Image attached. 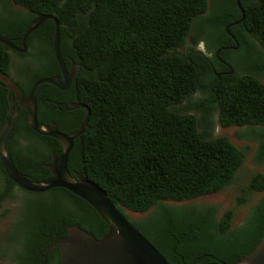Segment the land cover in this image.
I'll list each match as a JSON object with an SVG mask.
<instances>
[{"label": "trees", "instance_id": "obj_1", "mask_svg": "<svg viewBox=\"0 0 264 264\" xmlns=\"http://www.w3.org/2000/svg\"><path fill=\"white\" fill-rule=\"evenodd\" d=\"M0 2L7 15L0 18V37L17 47L38 17L52 15L60 24L62 60L68 70L76 66V76L67 91L52 85L39 88L49 94L50 110L39 112L38 123L56 124L72 135L90 111L69 157L71 175L95 182L121 211L124 207L144 214L155 209L141 222L129 220L170 264H236L259 245L264 195L237 228H232L233 210L173 208L164 202L198 199L233 183L249 148H238L227 137L213 138L216 116L224 128H249L245 135L257 143L255 161L264 167V0H241L245 19L239 25H234L243 17L237 0H212L211 9L209 0H12L27 10L25 15L13 12L9 0ZM228 27L249 52L246 61H239L246 74L237 71L234 78L219 80L222 62L235 68L233 54L241 49H230L234 39ZM54 31L55 23L46 21L28 39L31 49H36L35 39L41 41L37 54L30 53L39 67L21 66L32 75L29 85L22 84L26 93L37 80L61 75ZM190 36L195 43L204 39L213 57L194 47L180 53ZM254 49L260 57L253 55ZM12 62V51L0 43V72L10 74ZM204 91L208 99L199 97ZM70 102L86 108L67 111ZM7 109L0 90V130ZM192 110L201 117L188 113ZM16 129L27 143L10 146L18 171L33 182L51 178L48 166L62 153L60 143L34 132L26 119ZM4 178L14 197L16 184L6 174ZM249 191L264 194V173L251 179ZM37 195L51 200L26 202L11 230L12 250L2 248L14 264H43L50 245L66 237L72 226L97 239L108 232L97 212L71 192L57 188ZM247 202L245 196L238 199L239 204ZM60 259L56 247L46 264H60Z\"/></svg>", "mask_w": 264, "mask_h": 264}, {"label": "water", "instance_id": "obj_2", "mask_svg": "<svg viewBox=\"0 0 264 264\" xmlns=\"http://www.w3.org/2000/svg\"><path fill=\"white\" fill-rule=\"evenodd\" d=\"M237 5L243 17L234 25H239L245 19L241 0H237ZM50 20L55 23L53 48L63 81L56 77L39 79L32 87L29 96H26L23 89L11 76L0 72V80L7 84L9 90L14 91L18 102L28 112V122L31 129L41 136L58 141L62 147V153L53 156L52 163L48 166L52 175L51 178L41 182H33L25 177L18 171L10 155L9 137L16 123V117L13 116L0 130V161L7 177L22 190L41 194L52 189H65L88 203L108 225L109 229L101 239H97L77 226L70 227L66 237L50 245L43 264H46L49 254L56 247L60 251V264H170L159 250L133 225L128 216L113 203L104 189L80 174H70L68 170L69 157L75 140L85 132L90 111H88L79 130L72 135L59 131L56 124L40 126L38 123L37 96L39 88L42 85H52L60 91H67L74 77L62 60L60 24L56 17L52 15L38 17L27 27L20 47L12 44L7 38L0 37V43L6 45L12 52L25 54L28 51V39L46 21ZM226 31L233 37L229 27L226 28ZM237 48L238 43L234 49ZM10 107H12V102ZM77 108H86V106L79 105ZM236 264H264V234L259 245Z\"/></svg>", "mask_w": 264, "mask_h": 264}, {"label": "rangeland", "instance_id": "obj_3", "mask_svg": "<svg viewBox=\"0 0 264 264\" xmlns=\"http://www.w3.org/2000/svg\"><path fill=\"white\" fill-rule=\"evenodd\" d=\"M10 1L11 9L14 11H18V6H16L12 0ZM210 9L212 7V0H209ZM4 14L3 3L0 2V15ZM3 18V17H1ZM196 30H194L192 35H197ZM207 36L210 38V30L206 31ZM192 36L187 39L186 44L179 48L178 51L182 54H186L188 52L189 47H194L197 51H201L206 53L210 57H213L214 51L208 50V44L204 39H200L197 43H193ZM210 43L212 45L216 44L215 39H211ZM39 50V49H38ZM238 51V50H237ZM235 51V52H237ZM254 56L260 57L258 51L254 49ZM261 54V53H260ZM247 53L244 49H240L239 53L233 54L235 61L237 62L234 70L239 71L241 75L244 74L242 64H239V61H246ZM262 56V54H261ZM263 57V56H262ZM12 70L15 74L16 78L21 82L27 84L25 79L19 74L20 68L23 64L29 62L28 58L20 57L19 55L12 52ZM37 57L33 59V67H39ZM208 82V79H206ZM264 82V78H262ZM201 99H208V92L204 91L199 95ZM187 105V104H186ZM188 113L196 115L197 117H201V113L198 111H188ZM248 127H238L231 126L228 128H224L220 125L218 117L214 118V128L212 131L213 138L227 137L233 144H235L238 148L246 149L249 148L248 157L243 164V166L239 169L236 174V177L231 185L223 189L222 191L212 194L206 195L198 199L184 201V202H164L165 205L173 208L180 207H194V206H214L219 208L221 213L226 212L228 210L234 211V220L232 228H237L242 226L246 221L250 211L252 208L258 203V201L262 198L264 194H252L249 191V185L251 179L258 173H264V167L257 164L255 161V155L258 150V145L256 142L252 141L245 133L248 131ZM247 197L248 202L246 204H239L238 199L241 197ZM44 199L45 201H50V197L46 195L44 198L40 197L37 194H31L21 189H16L14 191V197L9 201V203L0 211V243L5 241V236L7 235L8 229L13 223H16L18 219L21 217V213L23 211L24 205L29 201H38ZM124 213L130 218L133 222H141L147 218H150L155 214V209L150 210L147 213L140 214L135 213L127 208H122ZM7 216L4 214L7 213ZM0 264H13L10 258L4 257L2 250H0Z\"/></svg>", "mask_w": 264, "mask_h": 264}, {"label": "flooded vegetation", "instance_id": "obj_4", "mask_svg": "<svg viewBox=\"0 0 264 264\" xmlns=\"http://www.w3.org/2000/svg\"><path fill=\"white\" fill-rule=\"evenodd\" d=\"M18 8H19L18 11H14L13 9H12V11L15 12V13H17V14H19V15H25V14H27V10L25 8H22V7H19V6H18ZM1 17H3V18L7 17L6 13H4L3 15H0V18ZM232 39H235L236 40V42L238 43V48L234 50V48L237 45V43L234 40V45L231 46L230 49L232 51L239 50L241 48V45H240L239 41L237 40L236 37H232ZM40 41H41V39H35L34 45H35V48L36 49H31V47L27 44V47H28L27 53H25V54L16 53L17 55H20V57L25 56L23 58H28L29 59V62L25 64L27 68H32L33 67V58L34 57H31L30 53L31 52H34L35 54H37V49L40 48V45H39L40 44ZM193 43H195V41H193ZM247 53H249V52H247ZM222 64L224 66L223 67V70L220 71V72H217L218 79L219 80H223V78H230V77L231 78H234L236 71L234 70V68L232 67V65L230 63H226V62H222ZM33 68L34 69H37V67H33ZM247 69H248L247 72H251L252 71V66L251 65L248 66ZM258 69H261V66L258 67ZM68 71L70 73H72L74 75V77L76 76V66L75 65H72L71 69L68 70ZM230 72H232V73H230ZM3 74H6V73H3ZM19 74L23 77V79H25V82L27 83V85H29L30 84V79H31V76L32 75L29 74L28 72H23L21 70V68H20ZM245 74H246V72L244 71V74L243 75H245ZM7 75L11 76L20 85V87L23 89L22 84H25V83L21 82L20 80H18V78H16V76L13 73V70L12 69H11L10 74H7ZM239 75L242 76L241 74H239ZM74 77H73V79H74ZM56 78H59L60 80L63 81L62 74L59 75V76H56ZM73 79H72V81H73ZM34 84H33V86H34ZM32 87H31V89H32ZM31 89H30V91L28 93H26L24 91V89H23V91H24V93H25L26 96H29V94L31 92ZM0 90H1V92H3L5 94V96L7 98V101H8V109H7L6 114H5V117H4V124L6 122L10 121L13 116L16 117V123H15V126L13 128V132H12L14 134V138L13 137L11 138L10 146L13 144L16 147V146L19 145V142L21 143V145L25 146L24 144H27V143H25V140L23 139L22 132H19L17 129L15 130V127H16V125L18 123L21 125L22 124V121L24 119H26V121L28 122V112L25 109H23L22 105L18 102V99H17L14 91L9 90L7 88V84L4 83L1 80H0ZM11 102H12V107H10V103ZM49 102H50L49 94H45V93L43 94V93H40L38 91V96H37V118H38L39 112L40 113L43 112V111L44 112H48L50 110V106L48 105ZM55 103H56L55 105H57V107H58V110H61L60 109L61 103L58 102V101H56ZM77 106H79V105L70 102L69 107L67 108V111L76 110V109H78ZM28 124H29V122H28ZM4 174H6V173H5V171H4L3 167H2V163L0 161V211L2 209H4V207L13 198V197H10L9 196L8 181H6V179L4 178ZM17 188L18 189H21L18 186H16V188L13 189V192H12L13 195H14V191ZM14 224H16V223H13V225ZM13 225H11L9 227L8 232H7V235L5 236V241L2 242V243H0V250H2V248H5L6 249L5 251L7 253H9L10 250H12V246H13L12 245V242H10V238L12 237L11 230L13 229Z\"/></svg>", "mask_w": 264, "mask_h": 264}]
</instances>
